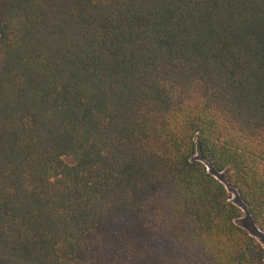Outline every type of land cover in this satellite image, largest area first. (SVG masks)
I'll use <instances>...</instances> for the list:
<instances>
[{"label": "trees", "instance_id": "1", "mask_svg": "<svg viewBox=\"0 0 264 264\" xmlns=\"http://www.w3.org/2000/svg\"><path fill=\"white\" fill-rule=\"evenodd\" d=\"M215 172L264 232V0H0V264H264Z\"/></svg>", "mask_w": 264, "mask_h": 264}, {"label": "rangeland", "instance_id": "2", "mask_svg": "<svg viewBox=\"0 0 264 264\" xmlns=\"http://www.w3.org/2000/svg\"><path fill=\"white\" fill-rule=\"evenodd\" d=\"M220 174H221V172H220ZM227 183V182H226ZM227 185V184H226ZM228 188H229V190L231 189L230 188V186H228ZM234 189V188H233ZM234 191H236V193L234 192ZM230 192L232 193V199L234 200V201H237V199L239 198L240 199V197H239V195H238V192H237V190L235 189V190H230ZM241 200V199H240ZM241 204L243 203V201L241 200V202H240ZM239 206H241L240 204H239V202L237 203ZM244 204V203H243ZM242 204V210L245 212V214L240 218V220H239V223L242 225V226H244L247 230H249L251 233H252V235L253 236H255L256 238H257V240L259 241V242H261L262 243V245L264 246V232L263 231H261L258 227V229L260 230V231H256L257 233L256 234H253V229L252 228H250V226H248L247 225V222H246V212H247V210H246V206L245 205H243ZM256 226V225H255Z\"/></svg>", "mask_w": 264, "mask_h": 264}, {"label": "water", "instance_id": "3", "mask_svg": "<svg viewBox=\"0 0 264 264\" xmlns=\"http://www.w3.org/2000/svg\"><path fill=\"white\" fill-rule=\"evenodd\" d=\"M209 169H210V166H209ZM215 174L217 175V178H220L221 179V181H223L225 184H227L226 183V180L224 179V177L221 175V174H219V173H216L215 172ZM228 186V185H227ZM231 188V187H230ZM230 190H235V189H233V188H231ZM235 193H236V191H234ZM236 203H238L239 202V204L242 206V204L240 203L241 202V200L238 198L237 199V201H235ZM244 205V204H243ZM247 210V209H246ZM256 231H260L258 228H257V226H255V230H253V234H256L257 232Z\"/></svg>", "mask_w": 264, "mask_h": 264}, {"label": "built area", "instance_id": "4", "mask_svg": "<svg viewBox=\"0 0 264 264\" xmlns=\"http://www.w3.org/2000/svg\"><path fill=\"white\" fill-rule=\"evenodd\" d=\"M208 169H209V166H208ZM236 203V202H235ZM242 208V207H241Z\"/></svg>", "mask_w": 264, "mask_h": 264}]
</instances>
